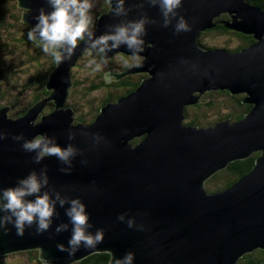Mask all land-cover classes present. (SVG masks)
<instances>
[{
	"label": "water",
	"instance_id": "water-1",
	"mask_svg": "<svg viewBox=\"0 0 264 264\" xmlns=\"http://www.w3.org/2000/svg\"><path fill=\"white\" fill-rule=\"evenodd\" d=\"M18 5L23 9L20 19L32 27L39 9L48 7L46 0H18ZM111 7L92 28L96 35L119 22ZM145 10L159 18L158 8ZM179 13L190 31L175 35L174 27L149 25L140 62L106 72L118 81L136 71L148 76L134 92L104 104L94 121L76 122L74 108L65 101L74 85L73 65L88 50L84 42L71 61L56 64L47 82L50 94L28 112L15 118L9 115L10 105L0 107V130L9 135L0 141V187L15 186L18 178L46 166L53 186L86 204L91 231L105 229L104 242L95 249L81 248L72 258L75 263L109 252L113 264L115 257L133 251L134 264H238L246 253L264 249V7L251 0H182ZM135 17L132 13L129 18ZM220 24L251 34L253 43L239 51L204 45L202 33ZM117 54L131 53L122 46L108 58ZM223 89L244 94L243 101L252 105L242 119L207 126L185 121L187 107L207 92ZM50 100L55 109L43 113ZM70 128L99 132L110 146L94 148L80 135L69 141ZM21 133L28 139L55 136L61 146L72 143L85 156L74 159L71 174L60 171L55 157L35 164L34 154L11 139ZM137 138L141 140L133 142ZM255 153L259 155L248 173L224 190L208 192V179ZM85 158L87 165L81 163ZM57 211L52 228L43 234L37 235L35 227L26 228L23 236L14 228L0 233V256L39 248L45 262L70 264L68 254L56 247L67 246L71 235L70 229L55 233L57 225L68 222L64 208ZM122 213L148 230L128 228L117 220Z\"/></svg>",
	"mask_w": 264,
	"mask_h": 264
},
{
	"label": "clouds",
	"instance_id": "clouds-1",
	"mask_svg": "<svg viewBox=\"0 0 264 264\" xmlns=\"http://www.w3.org/2000/svg\"><path fill=\"white\" fill-rule=\"evenodd\" d=\"M108 3L112 6V17L117 18L119 22L107 24L105 32L96 35L92 30L96 26L91 27L93 0H46L48 7L39 9L34 17L37 23L27 33L28 39L33 43L39 42L43 53L50 55L56 64L71 61L81 42L100 56L106 64L108 53L122 46L126 47L133 56L138 57L144 51V38L148 34L149 25L174 27L175 35L191 30L184 16L179 13L182 0H131L127 6L126 0H108ZM146 6L158 8L159 18L151 17L145 10ZM49 8L51 11L48 10ZM132 13H136L135 18H129ZM102 66V63H98L96 59L88 62V67L92 68L93 72H100ZM109 70L105 71L106 79L109 82L112 78L117 80L110 73L106 74ZM77 135L91 141L94 148L102 143L110 146L99 132L90 133L81 130L77 133L70 128L67 139L73 141ZM8 136V133L0 130V141L7 139ZM11 139L19 143L24 152L34 154L32 162L35 164H41L46 158L55 157L62 165L60 171L64 174L72 173L74 159L77 156H85V153L72 143H68L66 147L61 146L55 136L48 134L28 139L21 133L12 135ZM81 163L87 165L89 161L85 158ZM58 206L64 208L68 222L57 225L55 233L60 234L70 229L71 235L67 246L58 243L56 247L58 251L66 252L70 264H74L72 258L81 248L95 249L104 242L105 229L98 228L95 232L91 231L94 225L90 223V213L86 204L79 197L68 196L63 190L53 186L46 166L38 171L33 169L26 176L18 178L15 186L0 187V233L7 235L14 228L18 236H23L25 229L32 227H35L37 235L48 232L53 226L54 218L59 215ZM117 220L126 223L130 229L141 232L148 230L144 223L137 224L135 217L128 218L127 213L120 214ZM134 259L135 253L128 251L121 258L115 257L113 264H134Z\"/></svg>",
	"mask_w": 264,
	"mask_h": 264
},
{
	"label": "trees",
	"instance_id": "trees-1",
	"mask_svg": "<svg viewBox=\"0 0 264 264\" xmlns=\"http://www.w3.org/2000/svg\"><path fill=\"white\" fill-rule=\"evenodd\" d=\"M252 4L260 5L264 7V0H251ZM18 0H0V80L6 79L7 76H5L3 73H6L4 70V66L6 65V57L5 55L7 53L14 54L17 52L15 49H22L26 50L28 52H31L30 48L35 47V54L34 59L38 62L37 65L40 66V69L37 71V73L34 74L33 77H31L29 80H26V83L20 84V85H15V87H22L24 88L21 92L25 90H30L35 88L38 90L36 95H32V98H28L29 101H24L22 99V94L14 97V101L12 100L11 102L8 100L10 99L8 96V93L5 94V92H1L0 89V107L3 105H10L11 110L10 114L13 117H19L26 112L30 110L32 105H34L37 101L40 99L47 97L51 91L47 89V82L49 79V75L53 68L56 66V63L54 62L53 58H50L49 65L44 67V59H45V54L42 51L41 46L39 45V42L33 43L28 39L27 33L28 31L32 28L30 24H25L24 27H19L18 24H13L11 28L9 27V24L5 21L4 16H3V11L4 8L7 5H12L14 4L15 9H18L19 5ZM21 8V7H20ZM109 9V4L108 1L105 0V4L103 9L99 12H95L93 15V24L91 27L97 26L96 21L99 19V16L101 13ZM23 12V9H22ZM18 16V15H17ZM19 17V16H18ZM22 18V14H21ZM19 20V18H18ZM7 28V29H5ZM5 29V32L2 31ZM210 30H215L218 32H232L237 35H239V39L241 41V46L236 47L234 49L230 50H241L245 45H248L249 43H253V36L251 34H246L242 33L236 30H231L227 29L223 24L217 25V27L211 28ZM210 30H207L206 32H209ZM205 33V32H204ZM203 35V33H202ZM202 36H200V41ZM205 44V43H204ZM206 46H209L205 44ZM212 46V45H211ZM215 47V46H214ZM93 51V50H87ZM94 52V51H93ZM95 53V52H94ZM123 58L124 57H131L130 60L126 61L127 63L123 65L122 63L119 64H113L111 66V69L113 68H119L120 70L126 69L129 66H132L134 64H137V62L140 60L138 57H133L127 56L122 54L121 55ZM98 59H102L100 56H97ZM113 59V58H112ZM125 59V58H124ZM132 60V61H131ZM8 75V74H7ZM9 76V75H8ZM148 76V73H129L126 76H124L121 80H113L111 82H108L105 76V73L103 71L99 72V83L97 84H91L87 91V95H91L92 91H95L99 88L106 87L107 92L105 93V96L102 98L101 102L99 104L95 103L94 100H92L89 103V109L90 113L94 114V118L92 117L91 121H94L96 116L101 112V107L104 104H107L108 102L111 101H116L120 97L134 92L139 84L143 82V80ZM79 84V81H75V85ZM74 85V86H75ZM36 93V92H35ZM224 97V106L220 107L219 106V100L221 97ZM243 97H245L244 94H233L229 90H217V91H209L207 92L201 100L195 104L191 105L186 108V119L185 121L188 124H195L199 126H205V124H214L218 120H225V119H231V120H239L242 119L247 111H249L252 108L251 104H248L247 102L243 101ZM8 100V101H7ZM5 103V104H4ZM47 107L44 108L43 113H48L51 112L52 110L55 109V104L53 100L48 101ZM73 105V104H72ZM74 106V105H73ZM75 107V106H74ZM73 107V108H74ZM200 111L206 114L209 111H212L213 114H216L217 120L214 122H207L208 118L203 117L201 118L200 116L194 115L192 111ZM205 110V111H204ZM199 113V112H198ZM202 114V113H200ZM40 119V118H39ZM86 116L82 114H78L76 117V122L81 121L86 123ZM141 139L137 138L133 142L140 141ZM258 153L253 154L251 157L240 159L237 161H233L229 164V166L223 170H220L218 173H216L209 181L211 182H206V188L209 190L208 192L216 191V190H223L230 186L231 184H234L237 180H239L244 174L248 173L254 166L255 163V158L258 157ZM220 178L219 180L216 181V183L213 184L212 180ZM224 186V187H223ZM21 252H26L29 254V261L30 264H50L45 262L40 254L41 251L38 248L35 249H28L24 250ZM111 259V254L109 252H96L90 255L89 257L83 258L82 260L78 262H74V264H109V261ZM264 259V249H258L255 252H250L247 253L241 260L239 264H261L262 260Z\"/></svg>",
	"mask_w": 264,
	"mask_h": 264
},
{
	"label": "rangeland",
	"instance_id": "rangeland-1",
	"mask_svg": "<svg viewBox=\"0 0 264 264\" xmlns=\"http://www.w3.org/2000/svg\"><path fill=\"white\" fill-rule=\"evenodd\" d=\"M17 4V3H16ZM94 7L92 9V16L94 13L97 11H101L103 9L105 0H93ZM18 6V4H17ZM19 7V6H18ZM22 8L15 9L14 4L12 5H7L4 8L3 11V16L5 21L9 24L8 28H11L13 24H18L19 27H24L22 24H29L28 22L24 21V19L21 18ZM19 17H18V16ZM19 18V20H18ZM25 22H23V21ZM7 29V28H5ZM5 29L2 30L5 32ZM239 35L232 33V32H218V31H210V32H205L203 33L201 39L203 43L209 45V46H225L226 48L229 49H234L236 47L241 46V41L239 39ZM17 52L14 54L7 53L5 55L6 59V65L4 66V70L6 73H3L5 76H7L6 79L0 80V89L1 92H5V94L8 93V96L10 99H8L10 102L14 99V97L22 94V99L24 101H29L30 98H32V95H36L38 90L35 88L30 89V90H25L21 92L24 88L22 87H15V85H20L23 83H26V80H29L31 77L34 76L35 73L40 69V66L37 65V61L34 59V54H35V47H31L30 50L31 52L26 50L20 49H15ZM90 50V49H89ZM88 52V51H87ZM51 56L46 55L44 59V67L48 66L49 61H50ZM113 58V59H112ZM112 58L107 59V63L104 64L102 59H98L97 55L93 51H89V53L83 54V56L79 59L78 63L76 65H73L74 69H72V74H73V80L74 83L75 81H79V84L73 85L70 91V95L68 96L66 101V105L74 107L75 113V120L76 117L78 116L79 113H83L86 116V122H90L91 116L94 118V114L90 113V105L89 103L94 100L95 103L99 104L102 100V98L105 96V93L107 92L106 87L99 88L95 91L91 92V95H87L85 91H87L88 87L91 84H97L99 83V72H93L92 68L88 67V62L91 59H96L98 63H102V70L104 73L106 70H120L119 68H113L111 69V66L113 64H119L122 63L125 65L127 62L124 61L123 57L121 55H116ZM133 58V57H132ZM138 61L137 63H139ZM128 64V63H127ZM133 66V65H132ZM123 70V69H122ZM75 72V73H74ZM77 72V73H76ZM9 76H8V75ZM77 74V75H76ZM23 75V76H21ZM3 81V82H1ZM36 92V93H35ZM29 98V99H28ZM70 98V99H69ZM7 100V101H8ZM14 101V100H13ZM219 106L223 107L224 106V97L222 96L220 98ZM5 104V103H4ZM46 104V103H44ZM74 106H73V105ZM48 105V104H46ZM5 106V105H3ZM2 107V106H1ZM45 107V106H44ZM47 107V106H46ZM82 111V112H81ZM205 111V110H204ZM78 112V113H77ZM199 112V113H198ZM194 115L200 116L201 118L207 117L208 121L215 122L217 120L216 114H213L212 111L207 112L204 114L203 112L200 111H192ZM202 113V114H200ZM9 115H11L9 113ZM12 116V115H11ZM38 121V120H37ZM210 124V123H209ZM208 123L205 124L209 125ZM220 178L212 180L213 184L216 183L217 180ZM208 182L209 181L208 179ZM0 264H30L29 261V254L26 252H18L15 254L11 255H1L0 256Z\"/></svg>",
	"mask_w": 264,
	"mask_h": 264
},
{
	"label": "bare ground",
	"instance_id": "bare-ground-1",
	"mask_svg": "<svg viewBox=\"0 0 264 264\" xmlns=\"http://www.w3.org/2000/svg\"><path fill=\"white\" fill-rule=\"evenodd\" d=\"M225 18H229L228 16H225ZM131 55V54H130ZM131 56H133V55H131ZM138 57H140V56H138ZM38 62V61H37ZM76 65V64H75ZM74 69V68H73ZM139 72H142V71H136V72H134V73H139ZM146 72V71H145ZM145 72H142V73H145ZM75 73V72H74ZM77 73V72H76ZM147 73V72H146ZM131 74V73H130ZM77 75V74H76ZM21 76H23V75H21ZM1 82H3V81H1ZM75 84V83H74ZM70 99V98H69ZM44 111V110H43ZM82 112V111H81ZM76 113V112H75ZM78 113V112H77ZM81 114V113H80ZM11 116V115H10ZM224 187V186H223Z\"/></svg>",
	"mask_w": 264,
	"mask_h": 264
},
{
	"label": "flooded vegetation",
	"instance_id": "flooded-vegetation-1",
	"mask_svg": "<svg viewBox=\"0 0 264 264\" xmlns=\"http://www.w3.org/2000/svg\"><path fill=\"white\" fill-rule=\"evenodd\" d=\"M210 31H213V30H210ZM210 31H209V32H210ZM249 44H250V43H249ZM249 44H248V45H249ZM248 45H245L244 47H246V46H248ZM244 47H243V48H244ZM127 56H130V54H128ZM132 57H134V56H132ZM124 58H125V59H124ZM124 58H123L124 61H128V60H130L131 57H127V58L124 57ZM138 58L140 59L141 57H138ZM131 61H132V60H131Z\"/></svg>",
	"mask_w": 264,
	"mask_h": 264
}]
</instances>
